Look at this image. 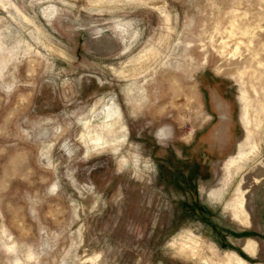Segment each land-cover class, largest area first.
I'll return each mask as SVG.
<instances>
[{"label":"rangeland","instance_id":"374dc122","mask_svg":"<svg viewBox=\"0 0 264 264\" xmlns=\"http://www.w3.org/2000/svg\"><path fill=\"white\" fill-rule=\"evenodd\" d=\"M110 98L126 144L87 152ZM231 252L264 264V0H0V264Z\"/></svg>","mask_w":264,"mask_h":264},{"label":"bare ground","instance_id":"6f19581e","mask_svg":"<svg viewBox=\"0 0 264 264\" xmlns=\"http://www.w3.org/2000/svg\"><path fill=\"white\" fill-rule=\"evenodd\" d=\"M94 38H96V37H94ZM91 41H92V39H91ZM106 41H107V39H106ZM96 43H97V41H96ZM109 43H107V44H109ZM112 43H113V41H112ZM90 45H92V44H90ZM93 46H94V44H93ZM97 46H95V47H97ZM102 46H104V45H102ZM239 100L244 102V105H245V101L247 100L246 95L244 93H242L239 96ZM120 116H121V113H120V108H119L118 104L116 103V101L113 98H110L105 103L104 107L102 106V109L98 113L94 114L91 118H89L87 120L85 119L86 120L85 123L83 122L84 123L83 124L84 125L83 131L85 130V133L84 134L81 133L82 134V138L81 139H84L87 152L91 153L92 151L99 152V151H103V150H110L114 154H119L120 153V147H121L123 142L126 144V141H127L126 137H127V134H128V130L124 126H121V127L118 126L117 127V124L120 121ZM249 118L250 117H248V113H247L246 107L244 106L243 109H242V114L240 115V122H241V124L243 126V129H244V132H245V136H244L243 140L238 145V156H231L225 162V169L228 172H229L230 165L238 163L241 159H243L245 157V156L241 155V149L243 147H247V146H250V145H252V146L253 145H258L257 143L259 142V127H258V125H255V126L252 125L251 126ZM260 122H261L260 124H263L262 121H260ZM125 139H126V141H125ZM86 154H88V153H86ZM119 158L120 159H119V163L118 164H120L121 166L130 164L129 159L126 156L121 155ZM146 169L150 170L151 167L146 165ZM78 189H79V187H78ZM209 193L216 200L220 199V193L219 192L214 191L212 189ZM240 205H242V204L240 203ZM243 212H244V209H243V205H242V206H239L238 208H236V207L233 208L230 213H231L232 216L236 217L237 213L242 214ZM240 246L242 247V249L246 253L251 254V256L253 257V255L255 254V249H254V244L251 241L247 240L246 242L240 244ZM184 248H185V246L182 249L184 250ZM216 264H220V263H216ZM222 264H249V263H247L241 257H239L236 254L231 252L230 254L226 255V260Z\"/></svg>","mask_w":264,"mask_h":264}]
</instances>
